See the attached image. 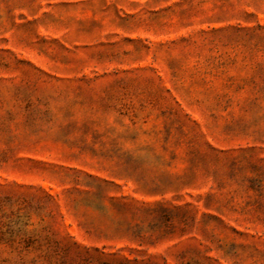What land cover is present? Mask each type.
Instances as JSON below:
<instances>
[{"label":"rangeland","instance_id":"374dc122","mask_svg":"<svg viewBox=\"0 0 264 264\" xmlns=\"http://www.w3.org/2000/svg\"><path fill=\"white\" fill-rule=\"evenodd\" d=\"M0 264H264V0H0Z\"/></svg>","mask_w":264,"mask_h":264}]
</instances>
